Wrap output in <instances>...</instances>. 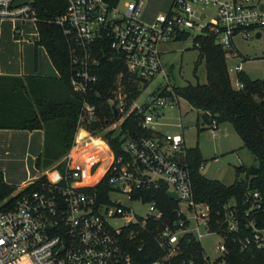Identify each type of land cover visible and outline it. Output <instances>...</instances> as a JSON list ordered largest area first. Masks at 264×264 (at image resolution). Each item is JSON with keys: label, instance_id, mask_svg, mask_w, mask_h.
I'll use <instances>...</instances> for the list:
<instances>
[{"label": "built area", "instance_id": "1", "mask_svg": "<svg viewBox=\"0 0 264 264\" xmlns=\"http://www.w3.org/2000/svg\"><path fill=\"white\" fill-rule=\"evenodd\" d=\"M13 1L0 0V20L36 25L31 0ZM142 5V0H65L53 19L65 38L68 82L81 95L73 140L64 155L9 196L43 178L35 189L11 204L8 196L0 200V264H226L232 249L259 254L264 262V188H248L239 200L230 197L211 208L194 199L179 134L158 138L129 132L133 125L152 132L158 107L177 98L167 84L139 97L153 75L164 73L159 44L195 30L194 35H211L226 50L236 33L247 37L264 26V0H171L150 21L140 18ZM102 57L123 65L106 88V112L89 96L98 95L96 68ZM233 69L240 70L239 64ZM241 86L236 78L232 87ZM99 112L101 124L95 125ZM205 123L216 130L213 117ZM107 132L121 149L117 155L102 137ZM92 138L101 141L99 150L86 147ZM104 177L107 190L99 196L95 185ZM160 187L176 196L169 198L176 203L173 219L164 218L155 201L145 198L148 190ZM111 193L145 204V212L135 214ZM136 227L154 241L150 254H156L149 261L136 258L135 250H142H134ZM204 236L214 238L212 256L201 244ZM194 242L198 248L182 258Z\"/></svg>", "mask_w": 264, "mask_h": 264}, {"label": "trees", "instance_id": "2", "mask_svg": "<svg viewBox=\"0 0 264 264\" xmlns=\"http://www.w3.org/2000/svg\"><path fill=\"white\" fill-rule=\"evenodd\" d=\"M31 3L38 18L36 21L38 36L35 43L44 47L57 75H0V129L28 131L42 129V149L35 156L33 165L36 169H44L70 148L81 95L72 90L68 82V53L65 38L61 26L53 21L63 11L65 0H31ZM186 36V32H181L174 39H183ZM192 41L198 52L192 71L195 75L196 62L203 58L205 80L173 85L171 90L194 107L201 114L204 122H208L210 117H213L217 124L228 122L240 138L242 147L246 148L256 161L254 168L235 166V178L226 185L200 174L199 169L203 164L197 146L185 148V160L194 199L205 202L212 208L230 197L239 200L248 188H264V76L251 78L244 71L238 70L236 77L242 86L234 88L230 84L226 70V50L208 34H196L192 37ZM122 66L118 60L105 57L99 61L96 68L99 79L94 89L98 95L93 97V92H90L89 96L96 101L102 112L108 110L104 96L106 88L111 84L115 72ZM98 114L100 121L95 125L101 124V112ZM53 126L55 128H50ZM129 132H142L153 136L152 132L141 130L135 125ZM121 133H124V130ZM102 137L109 142L115 155L121 152L120 147L110 138L109 132L103 133ZM239 173H243V177H237ZM42 179L38 178L36 181ZM105 179L102 178L95 185L99 196L107 190ZM36 181L28 183L14 195L9 196L15 187L4 182L0 171V200L8 196L7 202L11 204L23 192L35 189ZM145 198L155 201L164 218L175 217L172 210L176 207V203L166 196L163 187L148 190ZM3 205L0 207L2 208ZM148 223L149 221H146L147 226ZM136 229L138 231L134 238V250L135 246L142 248L138 253L135 250L136 258L139 261H149L156 254H150L151 248L155 246L152 236L141 232L139 227ZM197 248V244L192 243L190 248L182 251V258H187ZM225 262L226 264H264L259 254L250 255L249 252H238L235 249L225 256Z\"/></svg>", "mask_w": 264, "mask_h": 264}, {"label": "rangeland", "instance_id": "3", "mask_svg": "<svg viewBox=\"0 0 264 264\" xmlns=\"http://www.w3.org/2000/svg\"><path fill=\"white\" fill-rule=\"evenodd\" d=\"M142 1L140 18L145 21H150L157 13L165 12L171 3V0ZM15 25L18 32L14 31ZM256 31L260 33L258 36H255ZM195 33V30H190L183 39H170L159 44L164 73H157L151 77L147 85L140 90V98L163 84L172 88L173 85L205 80L203 58L196 62V76L192 71L198 53L192 41ZM248 33L247 37H242L239 32L233 35L231 45L226 49L225 65L232 86L237 78L236 71L233 69L235 64H239L242 71L251 78L264 76V26ZM37 36L36 25L29 20L1 19L0 70H5L7 73L29 72L54 76V66L43 46L35 43ZM158 110L157 123L151 124V129L168 137L179 134L185 148L197 146L203 164L199 172L205 178L216 179L228 185L235 178V166L242 165L247 168L256 166L254 157L246 148L242 147L240 138L228 122H223L217 130L212 132L206 127L201 114L180 96H177L170 104L159 106ZM0 134L10 133L0 132ZM35 134L39 138V133ZM80 134L83 135V133ZM14 135L16 145L14 144L11 154L4 155L0 150V171L3 180L18 190L22 181L35 178L42 169H36L32 160L26 159L24 156L27 132L14 133ZM0 144L3 143L0 142ZM91 154L96 156V150H93ZM102 163L100 162V164ZM237 177H243V173H239ZM110 197L120 198L121 202L129 206L135 214L142 215L146 210L145 204L129 202L119 194L111 193ZM114 222L118 224L122 220L116 219ZM213 242L214 238L212 237L204 236L201 239V244L209 256L216 253Z\"/></svg>", "mask_w": 264, "mask_h": 264}, {"label": "crops", "instance_id": "4", "mask_svg": "<svg viewBox=\"0 0 264 264\" xmlns=\"http://www.w3.org/2000/svg\"><path fill=\"white\" fill-rule=\"evenodd\" d=\"M44 48V47H43ZM45 50V49H44ZM46 52V51H45ZM240 66V65H239ZM55 70L54 76L57 75V71ZM240 70L242 68L240 67ZM24 74H34V75H40L38 73H7L5 70H0V75H17V76H23ZM223 122L218 123L216 126V130L218 129V126L221 125ZM1 133H10V134H0V142L3 144H0V150L4 155H9L12 152V149L16 145V140H15V135L14 133H25L27 132V140L25 141V149L26 151L24 152L25 158H30L32 162L34 161L35 156L41 151L42 149V144H43V138H42V129H33L31 131L25 130V129H0ZM35 133H39V138H37V135ZM154 137L162 138L164 134L158 132V131H152ZM14 135V136H13ZM15 144V145H14ZM183 144V140H182ZM184 146V145H183ZM230 150V149H229ZM1 168V164H0ZM3 168V167H2ZM26 172L28 173V169L26 167ZM30 180H25L21 182V186L25 185L27 182ZM5 182V181H4Z\"/></svg>", "mask_w": 264, "mask_h": 264}, {"label": "bare ground", "instance_id": "5", "mask_svg": "<svg viewBox=\"0 0 264 264\" xmlns=\"http://www.w3.org/2000/svg\"><path fill=\"white\" fill-rule=\"evenodd\" d=\"M101 141L98 139V138H92L91 141L86 145V147H93V148H97V150H99L100 146H101ZM84 150V149H82ZM96 150V151H97ZM86 156L84 155L82 158H85ZM100 168L97 169V171L95 172V175L99 174L100 173Z\"/></svg>", "mask_w": 264, "mask_h": 264}, {"label": "water", "instance_id": "6", "mask_svg": "<svg viewBox=\"0 0 264 264\" xmlns=\"http://www.w3.org/2000/svg\"><path fill=\"white\" fill-rule=\"evenodd\" d=\"M25 1L26 0H14L12 2V5H15V4H18V3H22V2H25ZM259 34H260L259 31L255 32V36H258ZM112 111H113V114H116V110H115V108L113 106H112ZM166 195L168 196V198H171V199H175L176 198L175 194L173 192H170V191L167 192Z\"/></svg>", "mask_w": 264, "mask_h": 264}]
</instances>
